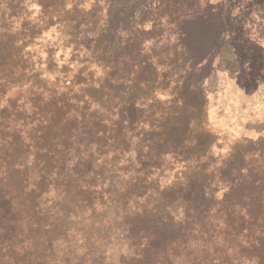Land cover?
Masks as SVG:
<instances>
[{
	"label": "rangeland",
	"instance_id": "374dc122",
	"mask_svg": "<svg viewBox=\"0 0 264 264\" xmlns=\"http://www.w3.org/2000/svg\"><path fill=\"white\" fill-rule=\"evenodd\" d=\"M2 26L0 36L26 44L54 89L115 107L137 137L111 148L102 173L87 175L96 194L75 183L69 203L48 204L52 227L33 264L221 263L217 233L190 232L203 224L193 217L200 203L188 199L198 181L264 177V0H0ZM122 149L155 160L157 181L136 183L140 162L126 163ZM73 159L55 198L62 178L77 179ZM217 185L221 200L227 185ZM85 198L92 207L80 212ZM155 234L153 251L145 238Z\"/></svg>",
	"mask_w": 264,
	"mask_h": 264
},
{
	"label": "trees",
	"instance_id": "16d2710c",
	"mask_svg": "<svg viewBox=\"0 0 264 264\" xmlns=\"http://www.w3.org/2000/svg\"><path fill=\"white\" fill-rule=\"evenodd\" d=\"M0 30L3 33L4 27ZM9 38L0 36V264H33L37 257L33 256L34 246L47 233L45 230L52 227L48 204L54 201L52 204L60 206L66 199L69 203L70 187L75 183L79 193L96 194L98 189L84 184L87 175L96 167L102 173L107 169L111 148L131 143L137 137L130 131L129 117L118 116L115 107H105L92 95L77 99L61 92L60 87L54 89L55 83L41 77L44 71L35 69L33 54L24 50L26 44L18 47L19 41ZM92 90L110 92L107 87ZM183 107H189L185 100ZM119 153L127 156L128 164L140 162L133 178L136 183L157 181L153 179L155 160L140 153L136 159L129 157L125 149ZM71 154L72 171L77 179L73 183L67 177L62 178L67 186L58 189L59 196L55 198L51 192L57 188L63 165ZM166 154L167 150H160L157 156L161 160ZM58 162L61 168H56ZM219 183L227 185V191L221 200H216ZM203 185L198 181L195 197L188 199L191 206L200 203L192 210L193 217L203 224H194L190 232L212 238L217 233L213 240L224 243L225 253L219 264H264V177L239 178L232 183L208 180L204 188ZM78 204L80 212L92 207L86 198ZM185 212L188 219V211ZM150 238L157 240L158 236L145 238L149 248L156 251L160 245L156 247ZM104 247L100 255L105 252ZM235 254L240 258L233 260L230 256Z\"/></svg>",
	"mask_w": 264,
	"mask_h": 264
}]
</instances>
